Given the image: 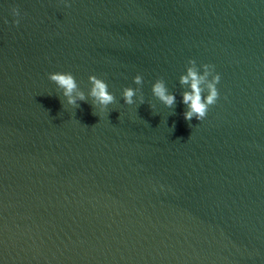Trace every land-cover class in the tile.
<instances>
[{
	"label": "water",
	"instance_id": "1",
	"mask_svg": "<svg viewBox=\"0 0 264 264\" xmlns=\"http://www.w3.org/2000/svg\"><path fill=\"white\" fill-rule=\"evenodd\" d=\"M189 58L220 74L201 120ZM0 264H264V0H0Z\"/></svg>",
	"mask_w": 264,
	"mask_h": 264
},
{
	"label": "clouds",
	"instance_id": "2",
	"mask_svg": "<svg viewBox=\"0 0 264 264\" xmlns=\"http://www.w3.org/2000/svg\"><path fill=\"white\" fill-rule=\"evenodd\" d=\"M13 17H18L20 13L15 6L11 8ZM13 24L18 23L17 19H13ZM48 79L53 81L56 87L60 90V95L63 97L65 104L69 106L79 105L78 102L86 101L99 112H103L106 106L114 101V95L108 90V85L105 80L97 77L94 74L88 76L87 93L80 90L77 82L71 72L54 71L49 72ZM139 74L132 77L134 84L141 82ZM220 79V74L214 71V65L211 63H201L196 65L191 58L188 59L187 66L179 77L181 85L186 88L181 92V103L184 104L185 110L182 113L183 118L188 121L195 117L196 120H201L206 114L209 105L216 102L218 90L216 87ZM150 91L152 96L161 101L165 106L173 105L175 94L170 92L161 79H155L151 82ZM138 89L132 86H124L120 92V96L124 104L132 105L139 101L144 103V100L137 95ZM204 93L202 96L201 93ZM149 107H152L150 104ZM97 115V113L94 112Z\"/></svg>",
	"mask_w": 264,
	"mask_h": 264
}]
</instances>
